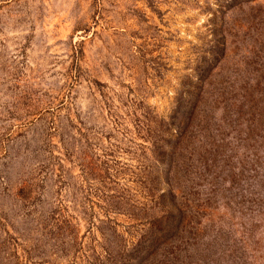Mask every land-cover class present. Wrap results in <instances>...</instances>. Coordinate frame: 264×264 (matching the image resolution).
Here are the masks:
<instances>
[{
	"label": "rangeland",
	"instance_id": "obj_1",
	"mask_svg": "<svg viewBox=\"0 0 264 264\" xmlns=\"http://www.w3.org/2000/svg\"><path fill=\"white\" fill-rule=\"evenodd\" d=\"M0 264H264V0H0Z\"/></svg>",
	"mask_w": 264,
	"mask_h": 264
}]
</instances>
